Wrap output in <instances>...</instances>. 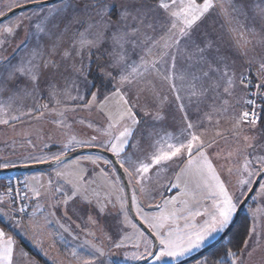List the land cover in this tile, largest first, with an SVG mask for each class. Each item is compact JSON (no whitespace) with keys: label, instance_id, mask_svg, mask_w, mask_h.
<instances>
[{"label":"snow or ice","instance_id":"obj_1","mask_svg":"<svg viewBox=\"0 0 264 264\" xmlns=\"http://www.w3.org/2000/svg\"><path fill=\"white\" fill-rule=\"evenodd\" d=\"M16 6L23 7L20 0ZM71 7L69 0L65 8L47 14L40 10L0 22V51L7 50L25 21L31 26L17 46L24 53L19 59L0 55V95L7 94V103L0 104V124L53 116V124L69 130L67 139L59 152L36 157L38 163L59 164L76 148L99 147L115 157V164L101 156L81 157L71 171L57 170L58 179L50 178L47 185L25 181L27 191L10 181L0 195V215L29 233L42 251L47 237L46 256L55 250L49 226L58 209L68 221L56 218L61 237L73 230L70 211L82 213L86 224H98L88 206L97 214L115 210L131 229H118L115 238L104 233L103 239L88 231L93 239L86 243L94 251L87 256L76 250L58 253L52 256L54 264H96L105 254V242L135 249L130 259L138 264H179L193 252L213 247L216 234L230 231L250 186L258 185L257 196L264 198V0H87L63 27L54 22ZM28 99L33 104H21L13 114V104ZM93 109L104 117L105 126L95 129L104 138L78 139L71 134L68 114ZM142 120L153 123L141 136L147 146L136 148L130 141ZM224 120L227 129L221 128ZM165 123L173 131L156 129ZM129 148L136 150L129 153ZM85 162L111 166V175L100 169L109 181L105 193L90 188ZM11 166L0 163V168ZM117 166L132 185L130 198L115 175ZM233 176L236 193L230 191ZM160 188L177 192L154 205L158 212H145L137 193L155 200ZM33 197L51 201L48 215H29L24 201ZM129 199L150 232L130 219ZM252 217L240 246H226L200 264H251L264 248V208ZM0 264H37L4 227Z\"/></svg>","mask_w":264,"mask_h":264},{"label":"rangeland","instance_id":"obj_2","mask_svg":"<svg viewBox=\"0 0 264 264\" xmlns=\"http://www.w3.org/2000/svg\"><path fill=\"white\" fill-rule=\"evenodd\" d=\"M36 1H42V0H36ZM20 2L22 5H24L27 3H32L33 0H20ZM68 2L69 0H59L55 3L37 5L31 8H27L25 10L15 13L14 15H12L11 17H9L8 19L2 22L7 23L9 20L14 21L20 16L31 15L32 13L40 10H43L42 15L47 14L50 10L57 8H65ZM152 2H154V0H152ZM85 3H87V0H71L72 7L66 10V14L61 13L60 15L56 16L54 22L59 23L60 26L63 27V25L67 22V18L69 16L82 11ZM15 7H17L16 0H0V12L4 14ZM30 28L31 26L28 24L27 21H25L24 27L22 31L17 35V38L11 41L6 51H0V55L9 57L13 59V61L19 59L24 53L22 50H18L17 46L20 45L21 40L24 39L25 34L30 31ZM82 30L83 29H81V31ZM93 68L95 69V66H93ZM93 74L95 76V70L93 71ZM97 84L99 85V81H97ZM94 90L95 89H93V91ZM103 91H107V89H104ZM72 94L75 95L76 93L73 92ZM87 99H90V97H87ZM42 102H47V101L45 100ZM145 102H146L145 97L142 96L140 103L144 104ZM6 103H7V94L0 95V104H6ZM21 104H23L26 107H30L33 104V101L31 99H28L13 104V114H18L15 112V108L19 107ZM68 117L69 118L67 123L72 125L71 134L76 135L78 139H88L93 135H97L101 139L104 138L102 133L95 131L96 128H102L103 126H105L104 117L100 113H98L95 109L91 111L80 110L77 111L76 113H69ZM53 119H55V117L53 116H46V118L43 120L33 119L31 117H22L21 120L19 121L10 120L9 124L7 125L0 124V163H10L14 166L38 163L35 159L36 157L50 156L52 153L59 152L62 149L63 144L64 142H66L67 139L65 133H67L69 130L65 128H61L59 125L53 124L52 123ZM81 119L84 120L83 124L74 123V120L79 121ZM88 123H92L93 128L91 129L88 128L87 127ZM152 123L153 122L151 120H148L147 123H145V121L142 120L141 125L137 126L138 131L134 133L130 143L136 145V148H139L141 146L146 147L147 145L143 143V141L141 140V136L144 131L151 130L150 126L152 125ZM228 127H229L228 121L227 120L222 121L221 128L227 129ZM164 128H167L168 131H173V128L169 126V124L167 123L163 125L161 124L156 125V129L158 131H163ZM211 133H212V129L210 127L209 134ZM225 135H227V132H225ZM229 139L231 138L229 137ZM29 141H31L32 143H29ZM137 141H141V143L137 144ZM219 143L226 147L225 142L223 140H221ZM45 145H48V147H46ZM80 148H87V147H80ZM80 148H76L75 150ZM134 150L136 149L129 148L127 149V152L131 153ZM70 152L72 151H69L68 153ZM89 156L90 157L101 156L103 158L109 159L106 155L100 152H85L73 158L62 160V163L59 164L56 163L55 165H52L50 167L25 172L24 173L25 181H29L31 183L40 181L43 182L45 185H47V181L50 178L53 179V181H56L58 179L55 176L57 170L71 171L73 168V162L75 160H78L81 157H89ZM84 167L87 169L88 172L86 178L89 181L90 188H95L98 191H100L102 194L105 193L108 190L109 181L101 174L100 169H104L105 171H108L111 175V166L105 165L102 162H100L98 165H92L90 162H85ZM12 175L13 174L0 175V195H3L4 193V184L6 182V179L9 176L11 177ZM115 175L120 177L117 169L115 171ZM93 181L94 183H92ZM120 181L124 186L121 177H120ZM163 183L167 184V181L164 180ZM261 183H264V180H262ZM237 189H238V185H237L236 177L233 176L230 181V191L236 193ZM25 191H27V189H25ZM124 191L127 195L125 186H124ZM176 192H177L176 189L160 188L159 195H156L155 200H151L145 195L139 193H137V196L140 201H143L145 206H148V205L159 204L163 199H169L170 197L175 196ZM248 192L249 191L244 192V198L248 194ZM258 192H259V187L256 193L252 196V199L249 200V205H247L244 210V213L250 219V225L253 221L252 212H254L257 208H264V198L258 197L257 196ZM131 193H132V185H131ZM24 203L28 206L29 215L32 213V211H36L37 215L41 216V215H48L51 201L50 200L46 201L45 198L43 197L39 201H37L33 197L30 200L24 201ZM133 207L136 212L134 204ZM88 208H89V214L96 216L98 224L97 225L86 224V217L83 216L82 213L75 211L74 214L72 211H70L69 214L72 215L75 224L72 225L73 230L71 234L63 233V237L59 235V233H62L63 230L60 229L59 224L56 222V218L59 217L60 223H68V221H66V219L63 218L62 209L56 210L55 217H50L52 223L49 226V231L55 234L56 246H55V250L50 251V254L48 256L44 255V251H49L47 248V243H48L47 237H44L45 248L42 251L36 245L35 241L31 238V235L29 233H24L21 229L13 227L12 222L3 215H0V227H4L6 231H8L11 235H13L17 240V244L19 248L22 249L24 252L28 253L29 258L36 261L37 264H54L52 256H55L58 253L67 254L70 253L72 250H76L81 255L87 256L88 253L94 251L86 243L87 240L93 239L92 237L87 236L86 233L88 231L96 232L97 237H99L100 239H103L104 233H108L109 235H112L115 238L117 236L118 229L121 228H124L125 231L131 232V229H127L124 227V225L121 224L122 217L118 216L115 210H111L104 214H97L94 211H92V206H88ZM143 208L144 211L149 214L156 213L159 211V209H146L145 207ZM39 209H43V212L39 211ZM129 217L132 220V222L136 223L140 227V225L132 217L130 210H129ZM257 222L259 223V220H257ZM77 224L80 226L79 228L76 227ZM81 229H83V231H81ZM101 229L103 231H101ZM95 242L99 243L98 240ZM262 244H264V241H262ZM201 250L202 249L193 252L190 256L194 255L195 253ZM133 251H135V249L131 247L117 249L108 242H105V246H104L105 254L103 256H99L96 259V264H136L137 261L130 259V253ZM188 257L182 258L181 261ZM195 260L188 262L186 264H200V262L202 261V259L197 261ZM175 263L177 262L175 261L171 262V264H175ZM251 264H264V248L257 250V252L252 257Z\"/></svg>","mask_w":264,"mask_h":264},{"label":"water","instance_id":"obj_3","mask_svg":"<svg viewBox=\"0 0 264 264\" xmlns=\"http://www.w3.org/2000/svg\"><path fill=\"white\" fill-rule=\"evenodd\" d=\"M57 1H59V0H42V1H36V2H32V3L24 4L23 7H15L13 9H11L10 11H8L7 13H5L4 15L0 16V22L8 19L9 17L14 15L15 13L20 12L22 10H25L27 8H31V7H34L37 5L55 3ZM85 152H100V153L106 155L108 158H110L113 161V163L115 164V157L110 152H107L104 149L96 148V147H93V148L87 147V148L77 149L75 151L68 153V155L66 157H62V160H67V159L73 158V157L78 156V155L85 153ZM55 164H56V162L49 161L48 163H31V164H24V165H16V166L8 167V168H1L0 169V175H7V174L16 173V172L25 173V172H29L32 170H38V169L50 167V166L55 165ZM116 169H117V171H118V173H119V175H120V177L124 183V186H125V189L127 192V196L130 198L131 194H132L131 193V185H129L127 183V177L123 174V170L120 169L118 166L116 167ZM251 188L253 190L248 192V194L245 196V198L243 199V201L240 203V205L238 207V211H237V214L235 215V217L233 219V224L230 227V231L235 226V224L237 223V221H238L242 211L244 210L246 204L249 202V200L252 198V196L254 195L256 190L258 189V185H252ZM141 204L144 205L143 201H141ZM145 208L146 209H157L156 207H154V205H148V206H145ZM129 210L131 212L132 217L140 225V227L144 231L150 232V230L147 228V225H145L143 223V221H141L140 218L136 215V212L134 210L133 204L131 203L130 199H129ZM227 235L222 234L221 237H223V239H224ZM221 237L217 241L212 243V245L216 246L218 243H220L223 240V239H221ZM213 247H206V248L202 249L201 251L197 252L196 254L180 261L179 264H186L188 262H191V261L199 258L202 254H204L206 251L210 250ZM136 264H138V262ZM175 264H177V263H175Z\"/></svg>","mask_w":264,"mask_h":264},{"label":"trees","instance_id":"obj_4","mask_svg":"<svg viewBox=\"0 0 264 264\" xmlns=\"http://www.w3.org/2000/svg\"><path fill=\"white\" fill-rule=\"evenodd\" d=\"M94 76V74H93ZM19 173H22L24 174L23 172H16V173H12L13 175L14 174H19ZM10 177V176H9ZM8 177V178H9ZM257 191V190H256ZM256 193V192H255ZM254 193V194H255ZM252 199V198H251ZM250 199V200H251ZM249 205V202L246 204V206ZM245 206V207H246ZM245 210V208H244ZM244 210L242 211L237 223H236V226L234 228V230H232L230 232V234L228 235V238L226 239L225 241V245H224V248L226 246H240L241 244V241L243 239H245V233L246 231L248 230V228L250 227V219L249 217L244 213ZM230 241H231V244H230Z\"/></svg>","mask_w":264,"mask_h":264},{"label":"flooded vegetation","instance_id":"obj_5","mask_svg":"<svg viewBox=\"0 0 264 264\" xmlns=\"http://www.w3.org/2000/svg\"><path fill=\"white\" fill-rule=\"evenodd\" d=\"M110 159V158H109ZM111 160V159H110ZM142 205V207H145V205H143V204H141ZM235 217V216H234ZM234 219V218H233ZM235 226H236V224H235ZM235 226L231 229V231L232 230H234V228H235ZM230 231V232H231ZM230 232L228 233V235L230 234ZM223 233H220V234H217L216 236H215V238L210 242L211 244L212 243H214L215 241H217L220 237H221V235H222ZM228 235L220 242V243H218L216 246H214L213 248H211L210 250H208V251H206L204 254H202L199 258H197L195 261H197V260H200V259H204V258H208L209 260H211V259H213V258H215V256H216V254L217 253H221L222 254V250L224 249V245H225V241H226V239L228 238ZM234 246V245H233ZM206 247H208V246H206ZM205 247V248H206ZM196 254V253H195Z\"/></svg>","mask_w":264,"mask_h":264},{"label":"built area","instance_id":"obj_6","mask_svg":"<svg viewBox=\"0 0 264 264\" xmlns=\"http://www.w3.org/2000/svg\"><path fill=\"white\" fill-rule=\"evenodd\" d=\"M10 181H11L12 186H16L17 182H19V187H21L23 189V185L25 182V175L22 173H19V174H15V175H12L11 177L7 178L6 182L4 184V190H5V186H8ZM23 190L25 191V189H23ZM12 195H15V192H13Z\"/></svg>","mask_w":264,"mask_h":264},{"label":"crops","instance_id":"obj_7","mask_svg":"<svg viewBox=\"0 0 264 264\" xmlns=\"http://www.w3.org/2000/svg\"><path fill=\"white\" fill-rule=\"evenodd\" d=\"M257 2H259V0H257Z\"/></svg>","mask_w":264,"mask_h":264}]
</instances>
